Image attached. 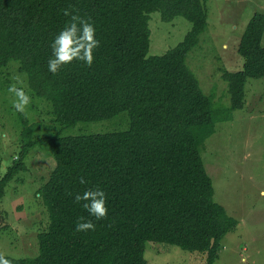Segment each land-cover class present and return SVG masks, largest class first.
Returning a JSON list of instances; mask_svg holds the SVG:
<instances>
[{
	"label": "trees",
	"instance_id": "obj_1",
	"mask_svg": "<svg viewBox=\"0 0 264 264\" xmlns=\"http://www.w3.org/2000/svg\"><path fill=\"white\" fill-rule=\"evenodd\" d=\"M65 10L92 23L100 43L91 66L73 61L52 74L50 45L71 19ZM156 12L166 22L183 17L192 29L175 49L149 57ZM207 27V0H0V74L20 62L63 129L123 112L130 117L126 131L56 135L23 146L0 180V206L7 186L27 171L32 149L48 144L56 166L40 190L48 224L38 236L39 254L4 256L12 264H149L148 242L205 253L215 264L238 221L214 200L202 147L219 120L244 108L248 81L264 79V14L254 15L239 44L243 70L223 74L231 108L221 113L187 65ZM96 188L108 208L100 220L75 201ZM88 220L94 231L75 230Z\"/></svg>",
	"mask_w": 264,
	"mask_h": 264
},
{
	"label": "rangeland",
	"instance_id": "obj_2",
	"mask_svg": "<svg viewBox=\"0 0 264 264\" xmlns=\"http://www.w3.org/2000/svg\"><path fill=\"white\" fill-rule=\"evenodd\" d=\"M207 10L208 27L190 52L187 65L221 113L231 108L223 74L243 70L245 60L238 52L239 44L254 15L264 14V0H207ZM149 27V57H155L182 43L192 24L183 17L166 22L156 12L150 15ZM1 72L0 180L31 141L129 129L128 112L63 129L55 121L51 104L33 92L27 74L20 72V62L12 61ZM13 84L23 87L31 97L24 113L13 107L14 96L7 91ZM230 114V119L219 120L215 133L202 147L205 168L214 185V200L238 221L236 229L223 239L215 264H264V79L248 81L244 108ZM25 163L27 171L7 186L0 206V256L14 259L39 254L38 236L48 224L40 190L56 166L48 144L32 149ZM144 256L149 264H207L205 253L164 243L148 242Z\"/></svg>",
	"mask_w": 264,
	"mask_h": 264
},
{
	"label": "clouds",
	"instance_id": "obj_3",
	"mask_svg": "<svg viewBox=\"0 0 264 264\" xmlns=\"http://www.w3.org/2000/svg\"><path fill=\"white\" fill-rule=\"evenodd\" d=\"M64 15L70 16L71 19L55 36L50 45L51 56L48 59L47 67L52 74H57L62 67L73 61L91 66L94 60L93 52L100 43L96 38V28L92 23L68 10L64 11ZM7 91L14 96L13 107L18 112L24 113L31 102V97L23 87H17L16 84L9 86ZM80 183L86 184L87 181L81 178ZM75 201L83 202L82 207L96 220H100L108 214L106 193L102 189L85 190L83 194L75 196ZM95 227L96 225L88 220L77 223L75 230L77 232L94 231ZM0 264H12V262L8 258L0 256Z\"/></svg>",
	"mask_w": 264,
	"mask_h": 264
}]
</instances>
